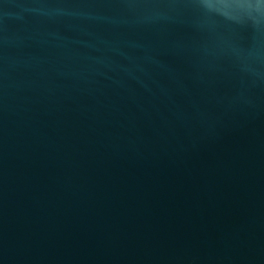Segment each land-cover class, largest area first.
<instances>
[{"label":"water","instance_id":"1","mask_svg":"<svg viewBox=\"0 0 264 264\" xmlns=\"http://www.w3.org/2000/svg\"><path fill=\"white\" fill-rule=\"evenodd\" d=\"M0 264H264V0H0Z\"/></svg>","mask_w":264,"mask_h":264}]
</instances>
